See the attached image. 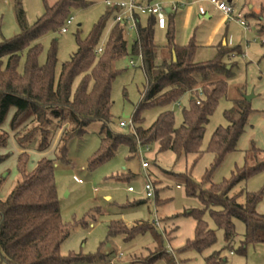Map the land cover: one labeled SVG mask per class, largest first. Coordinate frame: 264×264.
I'll return each instance as SVG.
<instances>
[{
  "label": "trees",
  "instance_id": "obj_1",
  "mask_svg": "<svg viewBox=\"0 0 264 264\" xmlns=\"http://www.w3.org/2000/svg\"><path fill=\"white\" fill-rule=\"evenodd\" d=\"M45 5V14L29 26L25 11L21 3H18L17 22L21 33L0 44V127L11 109H15L10 122L12 131H18L21 125L29 121L35 125L25 135V147L24 140L17 138L18 145L25 148L17 161L19 181L8 197L0 200V264H94L103 261L105 254L99 251L92 256H62L61 246L74 227L65 224L61 217L55 162L42 159L34 171H28L29 153L26 144L31 142L36 133L41 132L42 141L38 151L45 153L50 147L53 131L49 127L53 120L69 121L71 128L64 132L57 151V159L67 162L70 143L82 138L91 124L100 123L101 145L89 162L90 170L109 161L120 147L127 149L128 159H131L140 155L144 148L152 149L156 144L159 153L172 152L176 161L196 155L197 162L204 154L202 146L206 126L219 102L227 100L228 82L235 76L237 63H227L225 59L241 49L228 50L225 43H221L216 47L213 58L199 61L196 58L199 47L193 42L185 46L177 45L174 33L171 32L167 34V45L163 48L170 58H164L163 63L157 65L155 61L159 48L154 41L156 24L154 18H149L146 25L139 28L130 52L124 30L114 26L103 53L98 56L96 46L108 19L113 15V11L107 8V14L93 31L84 40L78 39L77 52L62 65L57 75L56 43L52 45L44 65L39 62L42 48L39 44H31L46 31H57L63 27L71 9L88 7L89 4L85 0H58L53 6ZM25 50L28 51L21 72L20 62ZM129 53L132 57L142 58L146 86L132 117L134 130L128 128L130 132L123 134L113 128L116 120L112 113V87L118 75L113 64ZM200 89L203 96L198 105L196 97ZM185 94L191 95L190 104L184 109L183 122L178 126L170 107ZM247 96L240 95L232 100L233 107L225 112L228 125L214 132L208 152L215 156V160L211 170L203 177L202 184H197L187 175L180 176L187 195L201 198L206 208L211 210V216L218 228L224 231L227 242L235 235L234 220L244 223L246 234L242 251L248 245L264 244V215L257 212L264 192L247 193L244 202H240L244 192L234 196L231 193L241 182L264 170V161L259 163L255 157H250L252 153L262 150L252 142L246 152L245 166L233 173L231 179L221 184H211V178L226 156L237 151L240 139L250 125L253 110ZM153 107L165 110L150 127H145L142 115L145 110ZM8 139L7 132L0 134V151L7 146ZM9 157L0 153V165ZM3 182L1 178L0 188ZM209 184V188L202 190L203 186ZM203 214L198 210L189 213L197 222L195 238L187 243L181 253L189 250L203 253L216 243V235L204 221ZM147 231L157 236L154 224L143 223L128 228L123 220L117 218L109 226L110 237L121 236L126 241ZM159 238L163 239V235ZM160 262L187 263L180 258V254L163 249L141 261L142 264ZM223 263L219 262L216 254L207 260V264Z\"/></svg>",
  "mask_w": 264,
  "mask_h": 264
},
{
  "label": "rangeland",
  "instance_id": "obj_2",
  "mask_svg": "<svg viewBox=\"0 0 264 264\" xmlns=\"http://www.w3.org/2000/svg\"><path fill=\"white\" fill-rule=\"evenodd\" d=\"M57 1L0 0V44L21 33L17 22L18 3H21L25 11L27 24L32 26L45 14V4L53 6ZM85 1L89 4L88 7L70 10L68 18H73L74 21L67 34H62V27L57 31L51 29L31 44L32 46L39 44L42 48L39 62L44 65L52 45L56 43L57 75L62 65L70 61L77 52L78 39L84 40L107 14L106 0ZM154 1L165 8L169 7L166 0ZM181 1L185 4L179 12V17L175 18L176 23L173 27L177 45L195 43L199 47L196 54L199 61L213 58L216 47L221 43H225L228 50L241 49L225 59L227 63H237V67L234 69V78L228 82L227 100L222 99L219 102L206 126L202 146L204 154L197 162H195L196 155H189L176 161L172 152L159 153V146L156 144L152 149L150 148L151 150L146 151L144 148L140 151V155L128 159L127 149L120 147L109 161L95 170H90L89 162L95 157L101 145L99 135L101 124H91L82 138L70 143L67 162H65L57 159V151L64 132L71 128V124L69 121L53 120L49 127L53 131L50 147L45 153L38 151L42 141L41 132L36 133L31 142L26 144L29 153L27 170L34 171L37 163L42 159L55 162V180L61 217L65 224L74 227L61 246V254L64 257H69L71 254L92 256L101 251L105 254L103 261H96L94 264H142L144 258L163 249L169 253L180 254V258L186 261V264H207V260L215 254L219 262H224L223 264H264V244L248 245L246 250L242 251L246 234L244 223L234 220L235 235L230 242H227L224 231L218 228L212 218L211 210L206 208L201 198L188 196L186 186L180 180V176L187 175L197 184H202L203 177L211 170L215 160V156L208 152L209 143L219 127L228 125L225 112L233 107L232 100L240 95L249 96L252 93L255 95L252 100L253 113L250 116V125L240 139L237 151L228 154L221 166L213 173L211 184H221L231 179L233 173L245 166L246 152L252 142L262 151L254 152L250 157L252 159L255 157L259 163L264 161V46L262 45L264 0H226L233 4L236 13L241 15L240 19L247 23V28H244L237 19L232 21L225 19L210 0ZM190 8L193 11L187 20L186 13ZM202 10L208 14L201 13ZM146 23L147 19L144 18L143 25ZM114 26L112 15L102 31L96 49L105 48ZM167 34V31L155 30L154 41L157 47L164 48L167 45ZM124 36L130 52L136 34L124 32ZM27 51L25 50L21 58V72ZM166 57L170 58L168 55ZM163 60V56L157 54L156 64L161 65ZM113 68L118 71L112 87L114 103L112 113L116 120L113 128L119 133L128 134L130 130L121 128L120 122H128L133 117L142 100L146 78L141 59L130 56V53L115 61ZM190 99L191 95L185 94L178 101L182 104L181 108L176 104L170 107L178 126L183 122V111L189 107ZM164 110L160 107L145 110L142 115L145 119L144 126L150 127ZM14 113L15 109H11L0 127V134L3 132L9 134L7 146L0 153L10 156L0 165V179H4L0 188V200H5L19 181L17 161L19 155L25 152V148L18 145L17 138L24 140L25 147V135L35 126L29 121L21 125L18 131H12L10 122ZM142 158L150 163V167L146 170L142 168ZM147 176L155 182L157 190L155 198L151 200L146 199L144 195ZM211 184L203 186L202 190L209 188ZM129 187H133L135 191L129 192ZM240 192H244L240 202L246 200L247 193L264 192V170L237 185L231 196ZM138 202L144 203L127 208ZM214 209L218 210V208ZM193 210L204 212L203 219L209 229L214 231L216 243L203 253L195 250L181 253L187 243L195 238L197 222L189 215ZM257 212L264 215V196L257 206ZM117 218L123 220L125 224L133 223L126 224L128 228L143 223L154 224L157 228V236L147 231L130 241H126L121 236L110 237L109 226ZM155 220L159 225L155 224ZM162 235L163 239H160Z\"/></svg>",
  "mask_w": 264,
  "mask_h": 264
},
{
  "label": "built area",
  "instance_id": "obj_3",
  "mask_svg": "<svg viewBox=\"0 0 264 264\" xmlns=\"http://www.w3.org/2000/svg\"><path fill=\"white\" fill-rule=\"evenodd\" d=\"M105 3L106 7L113 11V20L115 26L122 28L126 34L135 33L137 37L139 28L145 26L143 25L144 18L147 20L149 18H154L156 27L161 30H164L167 27V8H165L160 3L155 2L154 0H106ZM210 3L214 5L216 9L227 18L228 21L237 19L244 28H247V23L238 18L233 4L223 0H210ZM203 14L205 13L203 12ZM73 21V18L67 19L66 24L61 29L62 34H67L69 32V28L73 25ZM103 50L104 48H98L95 52L97 55H100L103 53ZM139 58L142 61V58ZM198 92L199 95L196 97V102L198 105H200L203 91L200 89ZM176 105L179 108L182 107L181 103L177 102ZM120 127L134 130L133 119L131 118L128 122H120ZM145 149L146 151H149L148 147ZM149 167V161L145 158H142V168L146 170ZM78 181L81 183L80 180ZM128 191L132 193L135 190L133 187H129ZM144 195L148 200L155 198L156 195L155 184L149 179V176H147V181L144 185ZM155 224L159 225L157 220H155Z\"/></svg>",
  "mask_w": 264,
  "mask_h": 264
},
{
  "label": "crops",
  "instance_id": "obj_4",
  "mask_svg": "<svg viewBox=\"0 0 264 264\" xmlns=\"http://www.w3.org/2000/svg\"><path fill=\"white\" fill-rule=\"evenodd\" d=\"M223 1H226V0H223ZM166 3L169 6V7H167V27L164 30H161V29L156 27V30L165 31V32L167 31L168 33H171V32L173 33V27H174V24L176 23L175 18L179 15L180 10L184 7L185 2H182L181 0H166ZM192 11H193L192 8H190L188 10V12L186 13V19L191 17ZM203 12L208 14L207 12L202 10L201 13H203ZM237 16H238V18H241V15L239 13H237ZM207 18H210V17L207 16ZM224 18L227 19L225 16H224ZM183 46H185V45H183ZM159 51H160L159 54L162 55L163 58H166V53L164 52L163 48H159ZM133 206H135V205L128 206L127 208L133 207ZM126 224L130 225L133 223H126Z\"/></svg>",
  "mask_w": 264,
  "mask_h": 264
},
{
  "label": "water",
  "instance_id": "obj_5",
  "mask_svg": "<svg viewBox=\"0 0 264 264\" xmlns=\"http://www.w3.org/2000/svg\"><path fill=\"white\" fill-rule=\"evenodd\" d=\"M254 96H255L254 93H252V94H250L249 96H247V98H246L247 101H248V102H252Z\"/></svg>",
  "mask_w": 264,
  "mask_h": 264
}]
</instances>
